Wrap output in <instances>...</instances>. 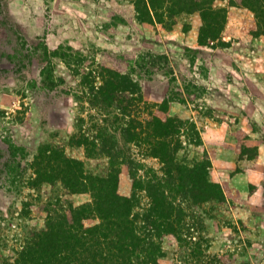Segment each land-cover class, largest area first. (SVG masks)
I'll return each mask as SVG.
<instances>
[{"label":"rangeland","instance_id":"obj_1","mask_svg":"<svg viewBox=\"0 0 264 264\" xmlns=\"http://www.w3.org/2000/svg\"><path fill=\"white\" fill-rule=\"evenodd\" d=\"M134 1L0 0V264L49 212L91 201L90 191L73 193L60 179L37 182V159L50 146L107 171L104 141L131 124L119 99L101 100L107 68L135 82L126 96L137 119L166 108L182 121L173 137L178 162L207 164L209 179L227 187L220 202L174 196L184 229L164 238L160 264H264V34L256 13L219 0V38L201 44L199 11L145 21ZM148 145L145 137L130 144L138 174L161 176ZM120 167L119 192L129 196L133 177Z\"/></svg>","mask_w":264,"mask_h":264},{"label":"trees","instance_id":"obj_2","mask_svg":"<svg viewBox=\"0 0 264 264\" xmlns=\"http://www.w3.org/2000/svg\"><path fill=\"white\" fill-rule=\"evenodd\" d=\"M218 1L135 0L134 4L145 21H162L165 15L172 20L183 12L199 11L203 18L199 41L204 44L219 38L224 8ZM238 1L254 10L255 25L264 34V0ZM106 71L101 100L119 99L123 112L131 117V124L121 126L119 138L103 143L102 152L109 157L107 171H89L83 160L58 153L50 146L41 149L37 159L43 158L41 168L36 170L37 182L60 179L73 193L90 191L91 201L67 202L54 213L49 212L45 225L31 230L16 256L2 264H160L166 254L164 238H179L184 229L175 216L180 214L174 200L177 193L199 203L225 201L227 187L209 179L207 164L177 161L178 146L173 144V137L182 129V121L168 114L166 108L152 110L145 120L137 119L131 108L133 100L126 96V92H137L135 82L121 71ZM144 137L148 153L162 162L161 176L145 178L138 174L130 144ZM122 163L128 165L134 181L129 196L119 192ZM142 191L148 197L145 205L139 194Z\"/></svg>","mask_w":264,"mask_h":264}]
</instances>
